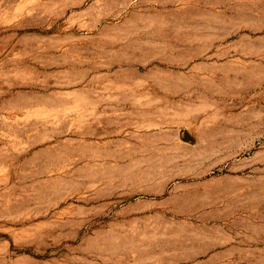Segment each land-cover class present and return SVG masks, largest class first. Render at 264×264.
<instances>
[{"label":"rangeland","instance_id":"obj_1","mask_svg":"<svg viewBox=\"0 0 264 264\" xmlns=\"http://www.w3.org/2000/svg\"><path fill=\"white\" fill-rule=\"evenodd\" d=\"M0 264H264V0H0Z\"/></svg>","mask_w":264,"mask_h":264}]
</instances>
